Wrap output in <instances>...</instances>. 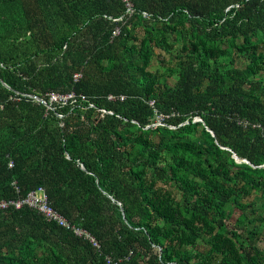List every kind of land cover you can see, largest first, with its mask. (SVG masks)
<instances>
[{
	"label": "trees",
	"instance_id": "trees-1",
	"mask_svg": "<svg viewBox=\"0 0 264 264\" xmlns=\"http://www.w3.org/2000/svg\"><path fill=\"white\" fill-rule=\"evenodd\" d=\"M131 1L0 0V201L101 244L9 207L0 264H264V0Z\"/></svg>",
	"mask_w": 264,
	"mask_h": 264
},
{
	"label": "built area",
	"instance_id": "built-area-1",
	"mask_svg": "<svg viewBox=\"0 0 264 264\" xmlns=\"http://www.w3.org/2000/svg\"><path fill=\"white\" fill-rule=\"evenodd\" d=\"M125 2V6L127 7V13L131 15L134 12L133 3L131 0H123ZM144 17H149V14L147 12H143ZM120 18H115L114 20H121ZM115 34L119 33V30L116 29L114 31ZM82 76L81 73L77 72L74 74L75 80H79V78ZM50 103L48 108L51 107V104L53 102H62L67 103L69 99H72L75 97L74 93H69L66 95H62L56 92H50ZM112 98V96H110ZM12 165V164H11ZM29 206L33 209L38 210L41 212L44 217L49 221H55L59 225H62L66 228L71 229L74 234L83 237L85 239H88L91 243H93L94 246H97L100 248L101 244L100 241L92 234L90 233L86 228L82 226H78L75 224H72L69 220H67L58 210H56L50 203L48 199V195L46 194V191L43 186H39L38 188L31 190L26 196L10 199V200H1L0 201V211L5 210L9 207H15V208H21L23 206ZM108 262L110 263V257H107ZM113 264H125L123 260L115 261Z\"/></svg>",
	"mask_w": 264,
	"mask_h": 264
},
{
	"label": "water",
	"instance_id": "water-1",
	"mask_svg": "<svg viewBox=\"0 0 264 264\" xmlns=\"http://www.w3.org/2000/svg\"><path fill=\"white\" fill-rule=\"evenodd\" d=\"M1 79V78H0ZM1 81L4 83V81L1 79ZM33 97L35 98V99H37V101H39V102H41V103H44V104H46V105H49V103L44 99V98H42V97H40V96H38V95H33ZM194 121H203V119L201 118V117H196L195 119H194ZM209 131H211V133L212 134H214V132H213V130H211L210 128H207ZM234 157L237 159V161H241V160H243V161H246V162H248V163H250L247 159H245V158H241V157H239L237 154H235L234 153ZM262 166H264V165H262Z\"/></svg>",
	"mask_w": 264,
	"mask_h": 264
},
{
	"label": "rangeland",
	"instance_id": "rangeland-1",
	"mask_svg": "<svg viewBox=\"0 0 264 264\" xmlns=\"http://www.w3.org/2000/svg\"><path fill=\"white\" fill-rule=\"evenodd\" d=\"M158 67H160V65H158V63H157V64L152 66V69L156 70ZM164 70H165V68L159 69L160 72H163ZM170 79H172V78H170ZM156 122L158 124L161 123L162 122V116L157 117ZM250 199H252V197L248 198L247 200H250Z\"/></svg>",
	"mask_w": 264,
	"mask_h": 264
}]
</instances>
